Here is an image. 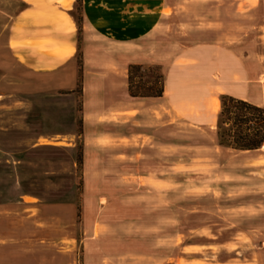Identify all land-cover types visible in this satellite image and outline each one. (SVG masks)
Returning a JSON list of instances; mask_svg holds the SVG:
<instances>
[{
	"label": "rangeland",
	"instance_id": "obj_1",
	"mask_svg": "<svg viewBox=\"0 0 264 264\" xmlns=\"http://www.w3.org/2000/svg\"><path fill=\"white\" fill-rule=\"evenodd\" d=\"M59 5L68 9L70 2L62 0ZM172 7L168 10L172 20L159 23L148 36L80 34V51L72 65L59 75L37 76L16 65L8 50L9 27L21 5L0 0V90L28 102L26 110L18 104L0 107V203L17 202L24 195L29 203H68L74 198L79 205L86 199L91 202L92 191L86 199L81 197L82 172L73 164L81 157V147H70L67 137L81 131L85 112L83 60L101 64L111 60L120 77L124 66L136 65L140 70L133 76V86L153 93L162 89L163 94L166 79L197 70L184 68L179 58L187 47L217 42L242 57L251 55L264 0H180ZM258 70L256 64L249 67L253 74ZM127 77L125 71L126 86ZM218 102L219 113L220 98ZM260 108L264 111V104ZM141 109L142 146L136 162L132 149H127L129 156L120 158L125 163L113 166L116 173L105 170L118 174V179L104 182L109 191L97 204L101 225L95 224L93 235L101 238L93 244L94 259L87 258L83 244L69 239L74 230L57 249L63 254L79 250L72 264H166L183 245L199 241L205 247L195 244L182 253L210 256L222 249L246 258L229 264H264V147L238 151L219 146L218 118L210 129L178 116L168 115L166 123V108L160 104ZM132 124L127 121V129ZM55 135L67 138L56 139L55 146L32 147L42 137ZM63 215L64 229L70 223L69 213ZM83 231L80 228L77 234L81 239ZM67 261L62 256V262Z\"/></svg>",
	"mask_w": 264,
	"mask_h": 264
},
{
	"label": "crops",
	"instance_id": "obj_2",
	"mask_svg": "<svg viewBox=\"0 0 264 264\" xmlns=\"http://www.w3.org/2000/svg\"><path fill=\"white\" fill-rule=\"evenodd\" d=\"M16 1L21 8L13 18L8 33V50L13 61L34 75L55 76L72 65L79 54L80 34L90 31L97 37L148 36L153 34L159 23L167 25L172 20L168 10L180 0H67L70 2L68 9L59 5L62 0ZM252 43L251 55L244 57L233 48L217 42L185 48L179 56L184 62L183 67L197 70H189L174 80L166 79L159 98L129 97L125 82L128 65L122 68L123 77H120V72L116 71L118 65L111 60H106L104 64L97 60H83L81 98L85 112L80 119L81 131L72 132L67 137L70 147L77 144L81 147V162L78 164L75 160L73 164L78 165L82 172L81 197L86 199L88 191H92L91 202L86 199L79 205L74 198L75 201L68 203L61 200L29 203L26 201L29 196L24 195L17 202L0 203V264H46L48 261L52 264H72L78 258L79 250L63 254L57 246L63 237L68 236V231L73 230L75 234L69 239L75 240L76 245L83 244L82 250H87V258L94 259L92 253L96 248L93 244L101 238L100 234L97 237L93 235L95 224L101 225L98 222L101 209L98 211L97 204L109 191L104 188V182L118 179V174L109 175L105 170L112 172L113 166L124 164L125 160L120 158L126 157L127 153L129 156L131 150L127 149H132L133 162L140 155L141 106L160 104L165 107L166 123L168 115L178 116L188 123L210 129L217 123L218 99L223 95L262 107L264 11L253 31ZM254 64L259 69L256 74L249 71ZM3 103L6 108L10 107L9 104H18L20 108L28 109L27 100L0 90V107ZM127 121H133L132 128L127 129ZM60 137H42L43 141L34 143L32 147L55 146L59 144L56 139ZM30 198L38 201L37 198ZM25 212L33 214H23ZM63 212L69 213L66 223H70L64 229ZM80 228L84 229L82 239L77 235ZM204 245L199 241L189 242L166 264H177L178 259L181 264H229L246 259L243 255L237 256L238 253H227L222 249L210 256L200 255V252L182 253L185 247ZM62 256L68 259L66 263L62 262Z\"/></svg>",
	"mask_w": 264,
	"mask_h": 264
},
{
	"label": "trees",
	"instance_id": "obj_3",
	"mask_svg": "<svg viewBox=\"0 0 264 264\" xmlns=\"http://www.w3.org/2000/svg\"><path fill=\"white\" fill-rule=\"evenodd\" d=\"M140 68L129 65L127 68V90L130 98H159L162 89L157 92H144L142 86H133V76ZM142 90V91H141ZM221 109L218 113L219 130L217 143L224 148L238 151L261 149L264 143V111L247 101L223 95L220 97ZM228 126V129L221 128ZM81 157H78L80 164Z\"/></svg>",
	"mask_w": 264,
	"mask_h": 264
}]
</instances>
